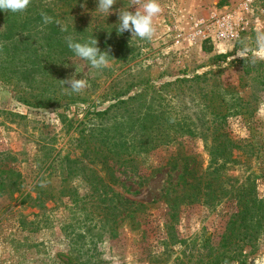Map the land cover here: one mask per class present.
<instances>
[{"label":"rangeland","instance_id":"obj_1","mask_svg":"<svg viewBox=\"0 0 264 264\" xmlns=\"http://www.w3.org/2000/svg\"><path fill=\"white\" fill-rule=\"evenodd\" d=\"M38 1L41 6L46 3ZM90 1L94 14L104 15L96 10L97 0ZM158 3L163 11L154 18L155 33L149 41L131 39L129 32L117 33L119 10L134 12L139 6L133 7L132 0H116L106 14L111 24L107 37L97 38L102 52L110 49L109 64L94 69L86 60L66 57L50 79L51 86L46 83L49 76L29 64L36 54H42L46 35L44 26L32 21L31 5L12 16L8 24L0 11V158L12 157L7 163L20 172L22 191L39 184L52 188L54 194L42 207L38 202L19 204L18 194L12 198L0 195V264H205L228 251L240 260L231 264H264V235L253 248L243 243L223 247L227 222L235 213L232 202L186 206L167 223L162 198L167 188L177 191L173 196L180 193L181 187L175 184L183 172L205 170L208 156L202 141H210V129L221 120L215 114L234 109L236 115L223 121L226 131L236 142L254 144L249 164L264 175V58L257 55L256 43L257 33H264V0ZM218 19H226L239 37L215 43L204 39L199 33L201 23ZM244 49L247 52L238 57ZM27 66L32 71L25 80L20 72ZM73 75L87 80L89 86L80 93L71 92L61 80ZM195 76L200 79H192ZM175 79L185 80L161 91L145 88ZM48 87L57 94L81 97L97 110L112 104L107 100L122 92H127L123 99L138 96L113 110L102 124L111 137L121 140L113 146L116 151L141 139L143 122H158L153 130L158 144L153 149L136 155L132 169L119 163L113 166L118 182L107 191L109 201L103 202L102 193L97 196L92 190L89 183L95 180L90 170L95 168L86 159L82 162L87 169L79 162L84 171L79 163L71 164L72 170L66 163H55L46 170L54 149H62L60 157L71 151L70 159L81 158L71 137L75 139L81 129H75L74 121L82 118L85 106L77 103L65 112L73 123L68 129L57 115L61 110L23 103L25 98L33 101L29 93L47 94ZM168 126L173 128L172 136L164 138L160 131ZM180 126L192 132L175 133ZM96 128L97 122H90L86 134L94 137L100 130ZM242 175L243 169L228 172L232 178ZM262 179L257 187L261 197ZM69 187L75 189L72 197L67 194ZM29 194L34 198L36 193L31 190ZM129 207L132 217L127 216Z\"/></svg>","mask_w":264,"mask_h":264},{"label":"trees","instance_id":"obj_2","mask_svg":"<svg viewBox=\"0 0 264 264\" xmlns=\"http://www.w3.org/2000/svg\"><path fill=\"white\" fill-rule=\"evenodd\" d=\"M91 4L93 3L90 0H46V3L41 6L38 0H31L32 21H38V24L43 25L46 35L42 37L43 42L40 46L42 54H36L35 59L29 62V64L33 69L44 71L45 74L49 76L46 81V83L50 84L49 86H51L50 79L53 80L54 73H56L61 65L60 61H64L63 59L66 57H77L67 47L65 40L66 36L71 35L75 41L81 43L87 42L89 38L93 36L96 39H105V37H107V28L109 29L111 27V24H108V16L106 13L101 17H99L100 13L97 14L98 16L95 15L93 11L94 6H90ZM41 9L42 11H40ZM80 9L83 11L82 15ZM42 12L52 17L54 21L60 20L67 31H61V28L55 23L48 25L40 23L42 21ZM3 14H5V22L8 24L12 20V16H15L16 13L3 11ZM31 71V69L28 70L27 66L21 70L20 74L25 80H28ZM14 72L15 70L12 73ZM195 78L200 79L199 76H195L192 79ZM184 80L175 79L172 82L164 83L159 86L146 84L145 88L161 91L165 87H169L174 83L183 82ZM48 88L49 91L47 94L41 93L35 95L29 93L33 101L30 102L25 98L22 99L23 103L35 108H56L57 110H61L62 112H58L57 115L62 124H65L68 129L73 127V123L71 122L72 119H68L65 112L70 109L71 105L77 103H81L85 106L81 112L83 115L82 118L79 120L75 119L74 121L76 124L75 129L79 127H81V129L77 132L78 135L75 139L71 137V140L76 142L77 148L80 150L79 155H81V158L78 159V157H76L75 159H70L68 154L71 151H68L65 156L60 157L62 149H54V154L51 155L50 163L46 170L50 169L53 164L56 165L55 163H59V165L66 163L65 166H68V168L72 170L73 166L71 164L79 163L82 162L83 159H86L88 163L93 165L96 169L90 170L92 178L95 180L93 183H89L92 190L97 196H99L98 193H102L103 202L109 201L110 199L109 197L107 198V191H109L110 185H115L118 182L112 172L113 166L119 163L121 165L125 164L127 168L132 169L131 166L133 162H135L134 160L138 158L136 155L146 153L150 149H153L158 144L155 141V136L157 134L153 133L154 128L158 126V122H143V126L140 127L144 131L140 134L141 139L138 140L137 143L133 142L130 145L124 144L116 151L113 146L116 145L115 142L117 140V145H120L121 140L111 137L109 135V130L104 129L102 124L109 120L113 110L120 108L119 106L128 104V101L135 100L138 96L131 95L123 99L127 92H122L120 95L117 94L111 97L110 100H107L112 102V104L103 110H97V108H93L94 106L92 105L90 106V104L81 97L80 99L79 97L72 98L68 93H64L65 95L57 94L51 87ZM236 112V109H234L223 115L220 113L215 114L217 117L220 116L221 120L215 123L210 129V141L208 143L204 140L202 141L208 156L205 170L203 171L200 169L194 173H189V175L183 172L177 177L178 181L175 184L181 187L180 193L173 196L177 191L174 190V188H167L162 198L165 199V204L167 206V223H171L172 220L179 215L181 209L186 206L199 203L217 206L225 201L232 202L234 204L235 213L230 216L227 222L225 233L222 237L223 247H228V245L235 246L238 243H243L253 248L258 243L260 237L264 235V196H259L257 189L258 181L263 180L262 178L264 175L262 173L257 174L253 166L250 165L252 161L250 156L255 154V151H253L255 148L254 144H243L240 141L236 142L226 131L225 122L223 121L230 115H236ZM142 119H139L140 122ZM90 122H97V128H100V130L96 128L97 135H94V137H90L86 134ZM154 124L155 126H153ZM172 129V126H168L166 130L160 131V133H162L160 135L164 138L165 136L170 138L172 135L169 131ZM176 132L179 134H181L180 132L188 133L192 132V129L180 126L175 130V133ZM176 137L178 136L174 135V139ZM111 139L115 141L111 142ZM178 140L179 139H177L176 143ZM178 146L180 147V144H178ZM11 158L12 157L8 155L2 159L0 158V195H7L12 198L15 194H18L15 200L18 201L19 204H24L26 201L33 202L34 204L38 202V206L40 207L43 206L48 197L54 198L52 188H43L40 187L39 184L30 189V191L32 190L36 193L34 198L29 194L30 191H22L23 181L20 172L7 163ZM241 158H243V160ZM171 161H174V159ZM79 166L78 168L82 171H84V168L87 169L84 163L82 164L84 168L80 163ZM184 168L186 169V165H184ZM235 168L243 169V175L240 179L228 176V172L233 171ZM97 169H99L98 172ZM169 173L170 172L167 173L168 177H170ZM84 176L85 175H82L83 179L85 178ZM65 179L66 177L63 180ZM172 182L173 181H170L169 184ZM67 190V194L70 197L75 195V189L73 187H69ZM58 191L62 193L64 189ZM127 211V216L132 217V209L129 207ZM105 217L106 215L103 216L104 219ZM228 252L227 254H217L216 257L209 259L205 264H231L233 261H240L239 259H235L237 255H233L232 253L228 254ZM240 254L241 252L238 253V256Z\"/></svg>","mask_w":264,"mask_h":264},{"label":"clouds","instance_id":"obj_3","mask_svg":"<svg viewBox=\"0 0 264 264\" xmlns=\"http://www.w3.org/2000/svg\"><path fill=\"white\" fill-rule=\"evenodd\" d=\"M31 3V0H0V11L10 13H23L27 10ZM116 4V0H97L96 10L102 13L110 14L113 6ZM135 11L119 10L118 12V27L116 29L118 34L129 32L131 39L140 38L142 40H151L155 28L153 26L154 18L157 17L162 11V7L158 3V0H132ZM42 21L44 25L55 23L61 28V31H67L63 27L60 20H53L52 17L46 13H41ZM67 47L75 54V56L89 62L90 66L94 69H102L109 64L110 49L101 51L98 47V41L96 38L91 37L87 42L81 43L73 39L71 35L65 37ZM256 43L258 47L257 55L264 58V33H257ZM247 52L244 49L242 53H237L238 57H242ZM112 58V57H111ZM61 83L67 85V88L73 93H80L86 89L88 81L83 78H75V75L68 79L61 80Z\"/></svg>","mask_w":264,"mask_h":264},{"label":"built area","instance_id":"obj_4","mask_svg":"<svg viewBox=\"0 0 264 264\" xmlns=\"http://www.w3.org/2000/svg\"><path fill=\"white\" fill-rule=\"evenodd\" d=\"M213 32L210 34L209 32ZM199 33L202 34L203 38L210 40L212 43L218 41H231L239 37L238 31L233 28L232 25L228 24L226 19H218L213 21H205L201 23Z\"/></svg>","mask_w":264,"mask_h":264}]
</instances>
